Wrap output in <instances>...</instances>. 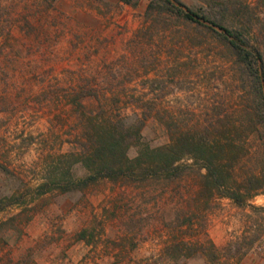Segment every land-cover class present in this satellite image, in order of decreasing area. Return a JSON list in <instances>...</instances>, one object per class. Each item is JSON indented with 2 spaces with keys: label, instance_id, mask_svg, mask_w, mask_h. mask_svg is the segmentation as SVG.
Instances as JSON below:
<instances>
[{
  "label": "rangeland",
  "instance_id": "rangeland-1",
  "mask_svg": "<svg viewBox=\"0 0 264 264\" xmlns=\"http://www.w3.org/2000/svg\"><path fill=\"white\" fill-rule=\"evenodd\" d=\"M150 1L0 0V264H264V191L240 206L192 158L170 179L78 187L83 134L101 119L141 131L135 159L182 131L229 136L252 104L230 49L148 15ZM180 1L227 17L250 3L264 55V0ZM249 134L234 136V177L264 182V144Z\"/></svg>",
  "mask_w": 264,
  "mask_h": 264
},
{
  "label": "trees",
  "instance_id": "trees-1",
  "mask_svg": "<svg viewBox=\"0 0 264 264\" xmlns=\"http://www.w3.org/2000/svg\"><path fill=\"white\" fill-rule=\"evenodd\" d=\"M121 1L133 7L141 2ZM252 9L248 2L240 3V6L234 5L233 14L229 18L224 12L220 16L199 14L180 0L150 1L148 15H169L205 27L230 49L241 74L244 94L252 104L240 115V126L236 125L233 130L225 131L229 136L222 133V138L211 140L204 135L199 137L190 130L182 131L172 136L169 146L155 149L146 147L135 159L128 157V151L140 140L141 131L133 126L126 128L122 120L101 119L92 130L88 129L83 134L80 161L89 170V175L78 181V187L86 188L102 180L136 181L154 177L170 179L183 172L185 167L180 162L189 157L201 162L203 169L207 171V187L215 189L240 206L264 191L262 178L252 175L237 180L234 177L238 157L233 154L240 148L234 136L248 131L249 137L255 135L264 144V55L252 42ZM83 97L86 95L77 97L73 102L77 103ZM225 174L234 180L235 186L228 183Z\"/></svg>",
  "mask_w": 264,
  "mask_h": 264
}]
</instances>
